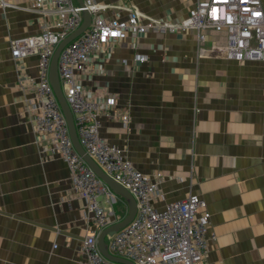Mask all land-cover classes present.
<instances>
[{
	"label": "crops",
	"instance_id": "1",
	"mask_svg": "<svg viewBox=\"0 0 264 264\" xmlns=\"http://www.w3.org/2000/svg\"><path fill=\"white\" fill-rule=\"evenodd\" d=\"M97 3L106 19L137 11L176 22L195 0ZM31 5L0 0V264H83L90 216L67 164L35 132L34 96L21 86L38 75L39 57H12L13 39L51 22ZM205 32L201 42L196 31L128 37L97 52L81 80L102 105L101 136L142 173L162 174L157 209L191 194L205 201L206 264H264V62L228 59L224 36ZM115 195L119 222L128 204Z\"/></svg>",
	"mask_w": 264,
	"mask_h": 264
},
{
	"label": "built area",
	"instance_id": "2",
	"mask_svg": "<svg viewBox=\"0 0 264 264\" xmlns=\"http://www.w3.org/2000/svg\"><path fill=\"white\" fill-rule=\"evenodd\" d=\"M31 11L51 18L36 35L11 42L14 61L31 55L39 57L38 75L22 79L21 86L33 94L31 122L35 132L47 143L52 155H59L70 171L72 191L85 202L92 224L82 242L83 264H119L106 259L99 250L100 233L116 222L115 193L95 174L77 153L66 119L51 86V60L58 45L82 24L83 12L91 14L88 29L70 42L59 57V76L64 96L74 116L79 141L86 153L114 181L134 197L137 214L130 224L108 239V250L134 264H206L209 252L210 213L198 195L155 207L161 198L162 174L147 175L127 159L122 150L100 134L101 103L86 92L81 76L95 54L126 38L148 33L158 35L196 31L198 41L206 30L224 36L226 57L235 61L264 62V5L262 0H195L188 15L176 22L146 19L130 11L125 19H106V7L97 0H30ZM2 6H9L1 2ZM140 63L147 56L138 55ZM115 106L114 98L104 105ZM107 115L111 113L107 111ZM127 122V117H124ZM105 199L104 204L100 198Z\"/></svg>",
	"mask_w": 264,
	"mask_h": 264
},
{
	"label": "water",
	"instance_id": "3",
	"mask_svg": "<svg viewBox=\"0 0 264 264\" xmlns=\"http://www.w3.org/2000/svg\"><path fill=\"white\" fill-rule=\"evenodd\" d=\"M80 5H83V0H76ZM83 21L81 26L74 31L72 34H70L68 37H66L56 48L55 53L51 60V66H50V83L51 86L55 92L56 98L58 100V103L61 107L62 113L66 119L67 126L69 129V134L71 137V140L73 142V145L77 151V153L83 158V160L87 163V165L95 172V174L116 194L121 196L128 204V214L124 219H122L119 222H115L113 225L109 226L105 230H103L99 237H98V247L102 255L115 263L119 264H134L133 262L116 257L112 255L108 250V244L107 240L112 238L118 231H120L122 228L126 227L128 224L132 222V220L135 218L137 214V203L134 199V197L131 195V193L126 190L122 185L114 181L112 178H110L106 173L101 169V167L86 153L85 149L82 147L77 130L75 125V120L73 113L71 111V108L64 96L61 82H60V76H59V57L62 52V50L73 40H75L77 37L82 35L90 26L92 17L91 14L88 11L83 12Z\"/></svg>",
	"mask_w": 264,
	"mask_h": 264
},
{
	"label": "rangeland",
	"instance_id": "4",
	"mask_svg": "<svg viewBox=\"0 0 264 264\" xmlns=\"http://www.w3.org/2000/svg\"><path fill=\"white\" fill-rule=\"evenodd\" d=\"M116 207H118L117 205H116ZM108 241V240H107Z\"/></svg>",
	"mask_w": 264,
	"mask_h": 264
}]
</instances>
